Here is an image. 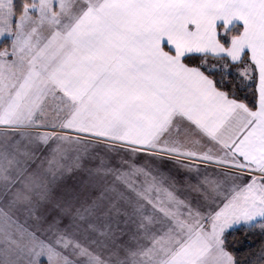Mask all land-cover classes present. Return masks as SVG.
<instances>
[{
	"label": "snow or ice",
	"instance_id": "snow-or-ice-1",
	"mask_svg": "<svg viewBox=\"0 0 264 264\" xmlns=\"http://www.w3.org/2000/svg\"><path fill=\"white\" fill-rule=\"evenodd\" d=\"M0 264H264V0H0Z\"/></svg>",
	"mask_w": 264,
	"mask_h": 264
},
{
	"label": "trees",
	"instance_id": "trees-1",
	"mask_svg": "<svg viewBox=\"0 0 264 264\" xmlns=\"http://www.w3.org/2000/svg\"><path fill=\"white\" fill-rule=\"evenodd\" d=\"M237 235H238V237H239V241L236 243V247H237V248H242L243 245H242V243H241L240 241H243V240H244V237L241 236L240 234H237Z\"/></svg>",
	"mask_w": 264,
	"mask_h": 264
}]
</instances>
